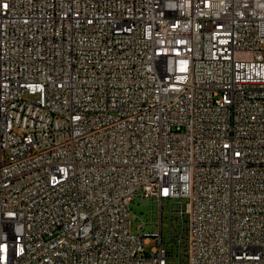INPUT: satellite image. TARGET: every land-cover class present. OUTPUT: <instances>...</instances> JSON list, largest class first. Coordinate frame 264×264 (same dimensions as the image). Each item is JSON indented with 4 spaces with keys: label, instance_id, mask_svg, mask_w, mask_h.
<instances>
[{
    "label": "built area",
    "instance_id": "1",
    "mask_svg": "<svg viewBox=\"0 0 264 264\" xmlns=\"http://www.w3.org/2000/svg\"><path fill=\"white\" fill-rule=\"evenodd\" d=\"M138 193L185 200L167 244L131 232ZM184 239L264 264V0H0V264H179Z\"/></svg>",
    "mask_w": 264,
    "mask_h": 264
},
{
    "label": "rangeland",
    "instance_id": "2",
    "mask_svg": "<svg viewBox=\"0 0 264 264\" xmlns=\"http://www.w3.org/2000/svg\"><path fill=\"white\" fill-rule=\"evenodd\" d=\"M182 203L184 204L185 200L180 198L175 199L173 202L171 200H166L161 206L157 198L144 197L138 193L130 205L131 232L141 235L151 232L156 233L160 230V224L162 220L163 242L164 244H167L170 237L171 226L174 233H180L182 230V217L178 214ZM161 211L162 215L160 213ZM171 211H174V213L171 214ZM143 222L145 223L146 227L143 230H140L139 226ZM155 245H158V239L152 237L151 242L146 244V249L150 251ZM185 247L186 240L184 239L180 247L181 260L179 264H188ZM168 249L171 255L178 253V247L175 239L169 243ZM170 260L173 264H178V259L175 257H172Z\"/></svg>",
    "mask_w": 264,
    "mask_h": 264
}]
</instances>
